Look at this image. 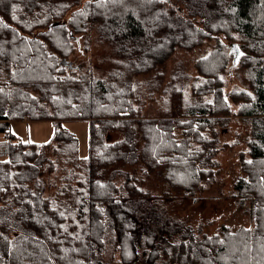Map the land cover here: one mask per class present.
I'll use <instances>...</instances> for the list:
<instances>
[{
    "label": "trees",
    "instance_id": "1",
    "mask_svg": "<svg viewBox=\"0 0 264 264\" xmlns=\"http://www.w3.org/2000/svg\"><path fill=\"white\" fill-rule=\"evenodd\" d=\"M180 1L0 0V264H264V0ZM69 32L97 33L111 48L105 75L92 59L74 64L91 50ZM212 36L243 47L247 90L225 92L228 58L217 48L164 92L161 116L143 117L131 79L163 77L177 51ZM234 105L253 122L248 180L234 185L252 223L209 236L168 204L202 199L219 182L220 130ZM46 121V144L9 131ZM75 121L88 124V157L64 128Z\"/></svg>",
    "mask_w": 264,
    "mask_h": 264
},
{
    "label": "rangeland",
    "instance_id": "2",
    "mask_svg": "<svg viewBox=\"0 0 264 264\" xmlns=\"http://www.w3.org/2000/svg\"><path fill=\"white\" fill-rule=\"evenodd\" d=\"M169 1L170 6L180 7V0ZM74 36L80 39L82 51H84L85 41L91 50L85 56L74 57V64L86 67L92 59V65L97 69L96 74L105 75L106 69L110 70L112 67L110 60H105L112 56L111 48L97 42V33H92L89 39L86 33L78 32ZM235 43L238 44L236 39L226 40L222 36H212L192 50L177 51L163 67L157 70V72H162L163 77H157L153 72V75L149 77L151 79L154 77L151 81H147L146 76L132 78L131 86H134L137 81L141 82V91H139L142 95L140 98L142 106L139 104L141 115L145 118L161 116L163 110L161 100L166 97L164 92L172 88L176 89L183 82L191 81L190 78L196 76V62L217 48L223 50L228 58V66L222 76L225 92L247 90L246 71L241 64L243 60H246L247 54L243 53L242 46H235L231 49L230 45ZM234 58H236L235 64L238 63L236 66L232 65ZM174 74H178L181 78L179 84L175 81ZM154 85L159 89H153ZM147 88L149 92L153 89L154 93L149 94ZM231 107L234 116L228 119L227 129L220 130L219 136V144L226 145L218 155L221 171L219 182L202 199L173 201L168 204L170 215L183 219L193 229L209 236L219 233L222 227L235 231L243 227L248 228L252 223L250 203L241 199L234 187L238 180H248L246 173L242 170V163L249 159L248 144L251 141L252 120L237 116V107L235 105ZM64 128L77 138L79 157H88V124L84 121H75L64 124ZM9 131L23 142L46 144L53 137L54 125L48 121L12 123ZM5 140V134L0 133V143ZM105 260L108 261L109 257L107 256ZM111 264H117V258L111 260Z\"/></svg>",
    "mask_w": 264,
    "mask_h": 264
},
{
    "label": "water",
    "instance_id": "3",
    "mask_svg": "<svg viewBox=\"0 0 264 264\" xmlns=\"http://www.w3.org/2000/svg\"><path fill=\"white\" fill-rule=\"evenodd\" d=\"M69 36H70L71 39H74L75 42H76V44H77V46H79V39H78V38H74L72 32H69ZM235 46H236V45L232 46V48L234 49ZM235 59H236V58H234V62L236 63V60H235ZM60 65H61V66H67L68 68H72V69L75 68V67L72 66V64L67 63V62H65V61L61 62Z\"/></svg>",
    "mask_w": 264,
    "mask_h": 264
}]
</instances>
